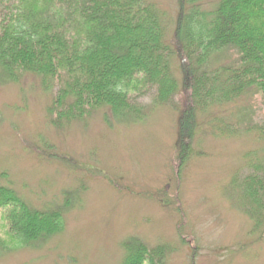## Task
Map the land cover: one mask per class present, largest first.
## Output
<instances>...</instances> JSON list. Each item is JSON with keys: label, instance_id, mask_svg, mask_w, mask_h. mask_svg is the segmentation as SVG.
<instances>
[{"label": "rangeland", "instance_id": "374dc122", "mask_svg": "<svg viewBox=\"0 0 264 264\" xmlns=\"http://www.w3.org/2000/svg\"><path fill=\"white\" fill-rule=\"evenodd\" d=\"M214 1L202 0L206 8ZM149 2L169 20L178 13V0ZM32 84L30 76L0 83V174L32 208L60 209L63 227L40 245L11 244L0 264H121V245L130 238L147 254L167 248L163 262L152 264H264V229L251 236L235 195L223 191L234 172L241 169L239 180L248 172L247 153L264 165L253 130L264 124L259 95L209 110L179 168V98L152 107L157 90L149 87L134 96L150 109L140 122L112 123L107 112L110 125L98 112L55 131L45 119L47 98ZM219 123L238 134H217L212 126ZM6 230L0 216V238L8 243Z\"/></svg>", "mask_w": 264, "mask_h": 264}, {"label": "trees", "instance_id": "16d2710c", "mask_svg": "<svg viewBox=\"0 0 264 264\" xmlns=\"http://www.w3.org/2000/svg\"><path fill=\"white\" fill-rule=\"evenodd\" d=\"M149 1L0 0V83L34 78L55 131L98 112L107 124V112L112 123L140 122L150 109L134 96L149 87L157 90L152 107L179 98L175 160L181 168L209 110L248 95L264 103V0H215L208 8L202 0H178L171 20ZM228 126L212 128L235 132ZM253 130L264 157V124ZM253 154L242 167L248 172L240 180L241 169L234 172L223 188L249 218L251 236L264 229V165ZM5 178L0 174V216L9 242L0 238V254L11 244L40 245L61 231L60 209L32 208ZM65 201L63 210L68 195ZM121 246V264L163 262L167 252L156 246L147 254L135 238Z\"/></svg>", "mask_w": 264, "mask_h": 264}]
</instances>
